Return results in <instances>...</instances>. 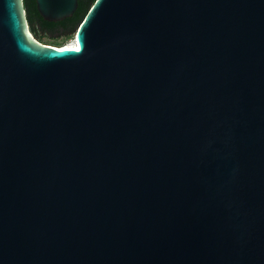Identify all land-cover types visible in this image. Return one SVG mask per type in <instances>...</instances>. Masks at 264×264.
<instances>
[{
  "label": "water",
  "instance_id": "95a60500",
  "mask_svg": "<svg viewBox=\"0 0 264 264\" xmlns=\"http://www.w3.org/2000/svg\"><path fill=\"white\" fill-rule=\"evenodd\" d=\"M73 41L0 0V264H264V0H95Z\"/></svg>",
  "mask_w": 264,
  "mask_h": 264
},
{
  "label": "trees",
  "instance_id": "16d2710c",
  "mask_svg": "<svg viewBox=\"0 0 264 264\" xmlns=\"http://www.w3.org/2000/svg\"><path fill=\"white\" fill-rule=\"evenodd\" d=\"M94 1L78 0L77 10L70 18L62 22L51 23L44 21L40 17L36 10L34 0H23L30 32L38 42L42 43V41H46L50 44L43 43L44 45L62 48L65 46L64 44L68 40L69 34L73 32L75 36L78 24ZM55 34L57 36H54Z\"/></svg>",
  "mask_w": 264,
  "mask_h": 264
},
{
  "label": "rangeland",
  "instance_id": "374dc122",
  "mask_svg": "<svg viewBox=\"0 0 264 264\" xmlns=\"http://www.w3.org/2000/svg\"><path fill=\"white\" fill-rule=\"evenodd\" d=\"M73 32L71 33V34H69V38H68V40L66 41V43L64 44V45H68L69 43H70V41L71 40H73ZM43 43H46V44H50V43H48V42H46V41H42V43L41 44H43Z\"/></svg>",
  "mask_w": 264,
  "mask_h": 264
},
{
  "label": "bare ground",
  "instance_id": "6f19581e",
  "mask_svg": "<svg viewBox=\"0 0 264 264\" xmlns=\"http://www.w3.org/2000/svg\"><path fill=\"white\" fill-rule=\"evenodd\" d=\"M67 48H75L76 44L73 40L70 41V43L66 46Z\"/></svg>",
  "mask_w": 264,
  "mask_h": 264
},
{
  "label": "snow or ice",
  "instance_id": "6c2138e0",
  "mask_svg": "<svg viewBox=\"0 0 264 264\" xmlns=\"http://www.w3.org/2000/svg\"><path fill=\"white\" fill-rule=\"evenodd\" d=\"M71 51H76V52H79L81 49H80V44L79 42H77V45L74 49H70Z\"/></svg>",
  "mask_w": 264,
  "mask_h": 264
},
{
  "label": "clouds",
  "instance_id": "9594fccd",
  "mask_svg": "<svg viewBox=\"0 0 264 264\" xmlns=\"http://www.w3.org/2000/svg\"><path fill=\"white\" fill-rule=\"evenodd\" d=\"M66 46V45H65Z\"/></svg>",
  "mask_w": 264,
  "mask_h": 264
}]
</instances>
